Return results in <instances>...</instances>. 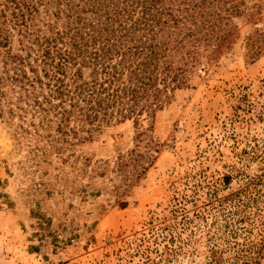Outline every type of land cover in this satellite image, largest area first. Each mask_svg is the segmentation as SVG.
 Listing matches in <instances>:
<instances>
[{
	"label": "rangeland",
	"instance_id": "374dc122",
	"mask_svg": "<svg viewBox=\"0 0 264 264\" xmlns=\"http://www.w3.org/2000/svg\"><path fill=\"white\" fill-rule=\"evenodd\" d=\"M242 9L231 46L152 127L125 120L82 139L1 103L0 264H241L253 255L264 240V0ZM149 137L158 150L142 170L128 156Z\"/></svg>",
	"mask_w": 264,
	"mask_h": 264
},
{
	"label": "trees",
	"instance_id": "16d2710c",
	"mask_svg": "<svg viewBox=\"0 0 264 264\" xmlns=\"http://www.w3.org/2000/svg\"><path fill=\"white\" fill-rule=\"evenodd\" d=\"M243 1L0 0V114L11 103L10 115L30 109L38 124L82 139L125 120L152 127L175 92L234 42ZM144 146L128 156L142 170L158 150L150 137ZM259 242L241 264H264Z\"/></svg>",
	"mask_w": 264,
	"mask_h": 264
}]
</instances>
